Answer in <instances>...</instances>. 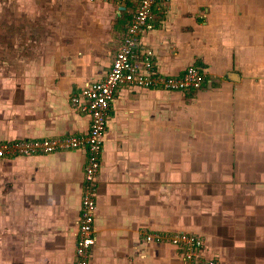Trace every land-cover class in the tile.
I'll return each mask as SVG.
<instances>
[{"label": "crops", "instance_id": "0c3cea01", "mask_svg": "<svg viewBox=\"0 0 264 264\" xmlns=\"http://www.w3.org/2000/svg\"><path fill=\"white\" fill-rule=\"evenodd\" d=\"M129 0H0V141L84 135L71 97L109 71ZM159 74L184 91L120 85L110 101L89 264H264V0H158ZM85 148L0 158V264H73ZM202 238L199 262L152 232Z\"/></svg>", "mask_w": 264, "mask_h": 264}, {"label": "built area", "instance_id": "2783aa9c", "mask_svg": "<svg viewBox=\"0 0 264 264\" xmlns=\"http://www.w3.org/2000/svg\"><path fill=\"white\" fill-rule=\"evenodd\" d=\"M137 2V9L126 33L113 57L111 67L102 79L89 82L71 97L73 105L89 115V128L84 135L66 134L42 138H20L0 141V158L4 156L34 155L53 153L67 149L85 148L88 153L84 169L83 193L75 258L73 264H89L94 242V219L96 203L94 193L97 188V172L100 167L107 112L116 88L129 85L144 88H163L184 91L201 87L203 72L195 65H188L178 76L159 74L153 68L152 50L139 62L135 49L141 36L153 28L152 9L158 0H129ZM148 242L169 243L180 247L187 261L199 262L203 246L202 238L191 232H152L145 235ZM215 264L213 260L200 261Z\"/></svg>", "mask_w": 264, "mask_h": 264}, {"label": "trees", "instance_id": "16d2710c", "mask_svg": "<svg viewBox=\"0 0 264 264\" xmlns=\"http://www.w3.org/2000/svg\"><path fill=\"white\" fill-rule=\"evenodd\" d=\"M127 31V30H126Z\"/></svg>", "mask_w": 264, "mask_h": 264}]
</instances>
